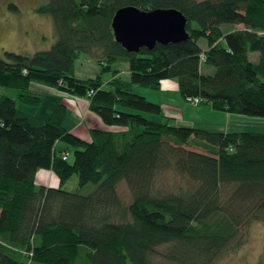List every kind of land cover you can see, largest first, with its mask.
<instances>
[{"label": "trees", "instance_id": "trees-1", "mask_svg": "<svg viewBox=\"0 0 264 264\" xmlns=\"http://www.w3.org/2000/svg\"><path fill=\"white\" fill-rule=\"evenodd\" d=\"M48 2L35 13L51 18V48L0 55V89L14 92H0V264H155L158 255L171 264H212L237 251L246 242L240 230L264 224V132L173 125L134 89L158 91L173 81L183 99L264 119V0ZM125 7L178 11L186 40L126 52L111 30ZM84 54L100 67L94 79L75 76ZM118 65L127 66L128 79ZM104 72L113 74L105 84ZM33 83L74 97L92 91L88 108L110 129L91 130L85 142L65 128L63 104L44 120L19 111V104H43ZM56 142L73 149L71 162L57 155ZM40 170H51L58 187L35 184ZM165 172L180 179L176 191L159 188ZM73 177L77 188L67 192ZM122 182L128 203L117 193Z\"/></svg>", "mask_w": 264, "mask_h": 264}, {"label": "rangeland", "instance_id": "rangeland-1", "mask_svg": "<svg viewBox=\"0 0 264 264\" xmlns=\"http://www.w3.org/2000/svg\"><path fill=\"white\" fill-rule=\"evenodd\" d=\"M48 1L49 0H0V55H2V52L8 51L18 55H30L41 51H48L51 48L52 44L56 40V34H54V27L51 18L48 15L35 13L37 8L46 6L49 3ZM10 5L15 6L16 10H11ZM200 47L202 49L205 48V42L203 40L200 41ZM257 55L258 54L256 53L250 55V61L252 63L253 61L255 62L257 60ZM119 68L127 69V66L118 65L115 67V70L118 69L117 71L119 72ZM120 73H118V76L121 75ZM98 74H100V67L88 55H82L75 62V76H77V78L81 80L94 79ZM101 75L103 83L105 84L108 80H110L113 74L112 72H104L101 73ZM120 77L128 79V76L125 75ZM31 86V90L40 93L41 95H45L43 104L39 106L40 108H31L24 104H19L18 110L21 112L23 111L32 117H40V119L47 118L52 113L56 105L62 104V98H64L63 103L65 105L69 104L74 107V104L77 100H87L89 103L88 98L89 96H92L90 95V92H88L86 98L76 96L74 97L66 92L59 91L56 88L52 89L46 87L45 85L33 83ZM139 90L140 88H135L134 92L137 94ZM0 92L8 97L14 95L12 90L6 91L0 89ZM54 96H57V98ZM181 103L183 104V107H187L188 111L185 113L192 114L194 111L190 107L192 105L186 103L185 100ZM199 107L203 106L200 105ZM76 110L78 111L77 108ZM164 111L167 113L170 112L169 107L165 106ZM70 117L71 115L69 114V119H71ZM203 118L206 119L207 116H203ZM239 118L241 121L239 124L241 128L237 130L238 132H264V126L259 123L263 119H256L252 117L248 118L244 116H239ZM206 123H212V120H208ZM206 127L212 132L216 131L215 128H211L209 126ZM67 148L69 154L68 158L71 162L73 154L72 148L67 147L61 142H56L54 149L57 155L62 159V155L67 153V151H65ZM61 149H63V151ZM62 161L64 160L62 159ZM47 173L58 180V177H56V175L53 174L51 170H47ZM37 178H39V175ZM157 180L159 188L164 191H176L175 189L179 185L180 181L178 176H175L173 172H165V174L160 175ZM76 188V178L73 177L68 182L65 190L67 192H75ZM117 191L123 203H128L131 200V195L130 192H128L125 182H122L119 185ZM240 231L239 237H241V241H246L244 245L234 253L224 254L222 257L214 260L212 264H257L259 261H264V224L254 221V223H250L248 226L243 227V229ZM163 248L164 247H160L158 251L163 252ZM154 262L155 264H171L170 262H166L159 255L154 257Z\"/></svg>", "mask_w": 264, "mask_h": 264}, {"label": "crops", "instance_id": "crops-1", "mask_svg": "<svg viewBox=\"0 0 264 264\" xmlns=\"http://www.w3.org/2000/svg\"><path fill=\"white\" fill-rule=\"evenodd\" d=\"M236 29H241L240 26H236ZM251 54L248 55L249 60H251L250 57ZM259 57L257 55V60L253 63H257ZM115 69V68H114ZM120 69V68H119ZM118 70V69H117ZM116 70V71H117ZM121 72V73H120ZM119 73L125 76H129L128 74V68H121L119 70ZM123 78V77H122ZM137 95H142L146 100H148L150 103L153 102L161 107L162 115L170 120L172 124H175L177 126H189L193 128H199L203 130H208L206 126H209L211 128H215L216 131L228 133V132H241L237 131L239 128H241L240 124V118L239 116H235L229 113L214 111L210 108L208 105H202L203 107L195 106L191 107L192 114L185 113L187 110V107L184 106L181 102L184 101V99L180 96V93H178V85L176 82L171 81H161L160 90L153 91V90H147L140 88ZM57 98V96H54ZM180 98V99H179ZM64 98H62V104L68 109V116L66 119L65 128L69 130V132L74 135L76 138L78 137L82 141L90 142V131L91 130H104L108 131L109 129L102 123L101 119L98 118L96 115H94L88 108V101L86 100H77L74 104V107H72L69 104L63 103ZM73 105V104H72ZM167 106L170 109V112H165L164 107ZM40 108V107H39ZM78 109V111L76 110ZM213 111V112H212ZM69 114L71 115V119H69ZM207 116L206 119L203 118ZM40 118V117H37ZM83 120H82V119ZM45 119V118H44ZM43 119V120H44ZM153 120H159L157 117H153ZM208 120H212V123H206ZM261 125L264 126V119L259 122ZM63 151V149H61ZM68 152V151H67ZM39 173V174H38ZM39 175V178L38 175ZM38 183V184H37ZM36 184L39 186L44 187H51V188H57L58 187V180H56L53 176H51L46 171H38L36 173Z\"/></svg>", "mask_w": 264, "mask_h": 264}, {"label": "water", "instance_id": "water-1", "mask_svg": "<svg viewBox=\"0 0 264 264\" xmlns=\"http://www.w3.org/2000/svg\"><path fill=\"white\" fill-rule=\"evenodd\" d=\"M111 23L114 42L127 52L151 49L155 44L179 43L186 40V18L176 10L143 12L138 8L118 10Z\"/></svg>", "mask_w": 264, "mask_h": 264}, {"label": "built area", "instance_id": "built-area-1", "mask_svg": "<svg viewBox=\"0 0 264 264\" xmlns=\"http://www.w3.org/2000/svg\"><path fill=\"white\" fill-rule=\"evenodd\" d=\"M90 95H93V92L92 91H90ZM184 100H185L186 103H188L189 105H192L194 107L202 104V100L200 98H198V97H194V98L186 97ZM68 156H69L68 152L67 153H64L62 155V159L64 161H67Z\"/></svg>", "mask_w": 264, "mask_h": 264}]
</instances>
